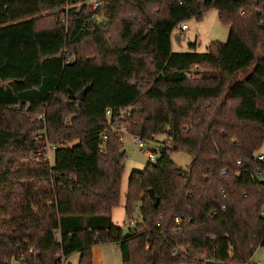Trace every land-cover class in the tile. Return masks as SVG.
<instances>
[{
    "label": "trees",
    "instance_id": "1",
    "mask_svg": "<svg viewBox=\"0 0 264 264\" xmlns=\"http://www.w3.org/2000/svg\"><path fill=\"white\" fill-rule=\"evenodd\" d=\"M91 2L0 0V264H65L76 253L93 264V247L107 243L123 264H251L264 247V164L254 160L264 144V0H106L93 11ZM210 9L229 26L227 42L174 52L175 30ZM122 126L171 143L130 175L128 233L112 219ZM47 142L53 162H23ZM180 150L192 156L187 168L171 158Z\"/></svg>",
    "mask_w": 264,
    "mask_h": 264
},
{
    "label": "rangeland",
    "instance_id": "2",
    "mask_svg": "<svg viewBox=\"0 0 264 264\" xmlns=\"http://www.w3.org/2000/svg\"><path fill=\"white\" fill-rule=\"evenodd\" d=\"M90 10H94V8L91 7V3L89 4ZM53 11H46L41 14L42 21L45 22V26L52 25L54 22V18L52 17ZM184 24L187 25V28L182 31L181 25L175 30L173 35V44L172 48L174 52H191L196 51L199 53H204L208 51V47L212 42L219 41V42H227L229 38L230 28L229 26L223 24L219 18V12L216 9H210L208 10L202 19H197L196 17H193L189 20L184 21ZM115 32V31H113ZM181 34V39L178 41L176 39L177 35ZM191 44H196V48H191ZM195 71H201L200 68H196ZM245 73H241L238 75V78H244ZM197 76L195 75V78ZM40 118V117H39ZM31 121L37 125L38 119H36V116L30 118ZM119 129L120 131H123V148L126 153L125 158V169L122 176V183H121V199L120 204L116 208L113 209L112 212V219L114 224H116L119 227H122L124 229H129L130 225L127 224L129 221V217L125 211V201H126V193L128 189V182L130 175L133 171H142L146 167L147 163L150 160L148 156V152H151L155 155V160L159 157V153L165 146H169L170 143V137L167 133H162L157 136H155L151 140L144 141L145 147H140L135 142V136L129 134L127 130L122 126ZM42 133V136L45 132L38 131V135ZM41 136H36V140L40 142ZM50 147L53 144L48 143L46 144V147ZM264 153V144L256 152V154ZM38 154H31L29 156V159L23 160L24 163H27L28 161H35L37 160ZM172 160L181 167L187 168L191 161L192 156L184 151H176L171 154ZM53 162V161H52ZM135 219L138 217V213L135 212ZM115 244V243H113ZM114 249L117 250V246L113 245ZM260 253V252H259ZM119 254V253H118ZM117 254V255H118ZM78 253L73 254L71 257H69V260L65 264H73ZM119 263L122 264L121 255L119 254L118 258ZM13 264H21L19 262H13Z\"/></svg>",
    "mask_w": 264,
    "mask_h": 264
},
{
    "label": "built area",
    "instance_id": "3",
    "mask_svg": "<svg viewBox=\"0 0 264 264\" xmlns=\"http://www.w3.org/2000/svg\"><path fill=\"white\" fill-rule=\"evenodd\" d=\"M105 1H106V0H92V2H91V7L94 8V9H97V8L103 6V5L105 4ZM186 28H187V25H186V24H182V25H181V29H182V31H184ZM128 111H129V108L123 110V111L121 112V117H123L124 115L129 114ZM106 115L108 116V118L111 117V115H112L111 109H108V110L106 111ZM39 119H42V116H40ZM110 123H111V122H110ZM102 137H103L104 140L107 139V135H106L105 133L102 135ZM123 137H124V135H123V131H121V132H120V139L123 140ZM135 142H136L140 147H142V148L145 147L144 141L141 140L139 137H136V138H135ZM55 149H56V146H55V145H52V146H50V147H48V145H47L45 151H43V150H39V152L36 153V154H38L37 158L39 159L40 157H43L45 160H48L49 162H52V161H53V153H54ZM101 150H104V145L101 146ZM148 156H149V158H150L151 161H154V160H155V155H154L153 153L148 152ZM254 160L257 161V162H260V163H263V164H264V153L256 154L255 157H254ZM238 162L241 163V160H239ZM225 172H226V171H223V173H225ZM261 173H262V171H258L257 174L260 175ZM223 209H225V207H223ZM215 214H217V211L215 212ZM262 215H263V217H264V207H263V209H262ZM180 222H181V220H180L179 218H176V223H177V224H180ZM127 224L133 227V226L135 225V221H133V220H129V221L127 222ZM212 238H213V237H212ZM179 251L184 252V251H186V250L183 249V248H179L177 251H175V252L173 253V257L178 256V255H179Z\"/></svg>",
    "mask_w": 264,
    "mask_h": 264
},
{
    "label": "crops",
    "instance_id": "4",
    "mask_svg": "<svg viewBox=\"0 0 264 264\" xmlns=\"http://www.w3.org/2000/svg\"><path fill=\"white\" fill-rule=\"evenodd\" d=\"M113 245L117 246L116 244L113 243L94 246L92 250L93 264H118L120 262L119 261L120 257L118 258V256L119 254L121 255V252L118 246L116 247L118 251H116V249L112 247ZM79 260H80V255L78 254L73 264H78ZM121 260H122V255H121ZM251 264H264V247H259L256 250L251 260Z\"/></svg>",
    "mask_w": 264,
    "mask_h": 264
},
{
    "label": "water",
    "instance_id": "5",
    "mask_svg": "<svg viewBox=\"0 0 264 264\" xmlns=\"http://www.w3.org/2000/svg\"><path fill=\"white\" fill-rule=\"evenodd\" d=\"M176 39H177L178 41H180L181 36H180V35H177V36H176ZM84 93H85V92L81 93V94L78 95V96H74L73 94H71V97H73V98L75 97V98H77V99H82ZM150 197H151V199H152V202H153L154 206H155V207H158V205H159V199H158V197L155 195V193H154L153 190H150ZM125 232L128 233V230L126 229Z\"/></svg>",
    "mask_w": 264,
    "mask_h": 264
}]
</instances>
